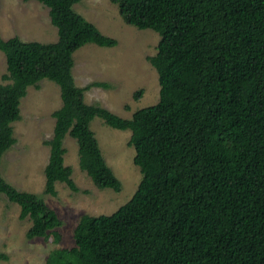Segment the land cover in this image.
<instances>
[{
    "label": "trees",
    "instance_id": "obj_1",
    "mask_svg": "<svg viewBox=\"0 0 264 264\" xmlns=\"http://www.w3.org/2000/svg\"><path fill=\"white\" fill-rule=\"evenodd\" d=\"M37 1L49 8L58 38L0 37V164L16 142L21 99L46 78L58 85L61 106L52 113L43 192L55 195L56 182L78 190L64 164L66 135L94 185L120 190L90 127L95 117L131 131L141 174L128 201L110 214L81 215L74 245L52 249L45 263L264 264V0H110L125 23L159 35L148 56L159 99L129 119L85 103V90L107 84L79 87L72 74L74 51L115 41L75 11L81 0ZM1 194L30 220L27 238L60 241L61 220L42 197L0 171Z\"/></svg>",
    "mask_w": 264,
    "mask_h": 264
},
{
    "label": "rangeland",
    "instance_id": "obj_2",
    "mask_svg": "<svg viewBox=\"0 0 264 264\" xmlns=\"http://www.w3.org/2000/svg\"><path fill=\"white\" fill-rule=\"evenodd\" d=\"M74 9L115 41L109 47L88 43L73 53L72 74L77 86L93 82L107 84L106 87L91 85L83 92L84 102L102 105L125 119L131 118L136 110L157 103L158 76L148 56L157 51L158 33L125 23L110 0H81L74 4ZM13 36L23 41H56L57 28L51 23L49 8L37 0H0V37ZM4 72L5 55L0 50V82ZM138 90L142 93L135 100L133 94ZM60 106V91L55 82L45 78L38 82V87H28L20 101L21 118L12 123L16 142L4 153L0 164L7 182L38 194L56 211L61 220L56 228L60 241L27 238L30 220L20 219L19 205L1 194L0 264H46L52 249L74 245L73 231L81 215L112 213L130 199L141 179L140 170L133 163L134 148L128 145L131 131L112 128L95 117L90 127L105 161L121 182L120 190L100 189L94 185L78 166L76 140L66 135L64 164L72 168L71 178L78 190L56 182L55 195L44 193V167L49 156L46 142L53 134L52 113Z\"/></svg>",
    "mask_w": 264,
    "mask_h": 264
},
{
    "label": "clouds",
    "instance_id": "obj_3",
    "mask_svg": "<svg viewBox=\"0 0 264 264\" xmlns=\"http://www.w3.org/2000/svg\"><path fill=\"white\" fill-rule=\"evenodd\" d=\"M77 50H78V49H77ZM74 52H75V51H74ZM74 52H73V53H74ZM74 82H75V81H74ZM95 87H96V86H95Z\"/></svg>",
    "mask_w": 264,
    "mask_h": 264
}]
</instances>
